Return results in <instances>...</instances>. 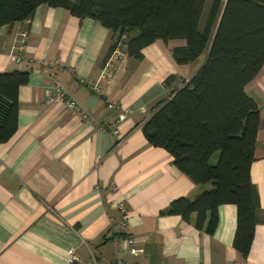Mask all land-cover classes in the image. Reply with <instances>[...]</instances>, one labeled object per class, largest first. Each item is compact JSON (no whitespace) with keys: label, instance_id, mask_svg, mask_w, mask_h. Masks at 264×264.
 Instances as JSON below:
<instances>
[{"label":"crops","instance_id":"0c3cea01","mask_svg":"<svg viewBox=\"0 0 264 264\" xmlns=\"http://www.w3.org/2000/svg\"><path fill=\"white\" fill-rule=\"evenodd\" d=\"M20 31L28 40L18 64L12 49ZM113 37L94 19L46 6L32 20L0 29V73L29 74L19 90L17 131L0 145V264H68L70 253L80 264H264V67L245 89L260 110L250 172L260 213L243 259L234 248L235 206L219 207L212 235L195 227V216L185 222L162 214L210 186H196L142 132L168 96L165 81H190L203 62L176 64L172 50L185 42L172 40L144 48L141 61L105 63ZM55 82L88 120L64 101H50ZM127 239L142 253L131 255Z\"/></svg>","mask_w":264,"mask_h":264},{"label":"trees","instance_id":"16d2710c","mask_svg":"<svg viewBox=\"0 0 264 264\" xmlns=\"http://www.w3.org/2000/svg\"><path fill=\"white\" fill-rule=\"evenodd\" d=\"M40 6L112 31L105 63L123 36L128 57L137 61L144 48L172 40L185 42L172 50L176 64L204 58L190 81H165L168 96L153 107L142 132L196 186H210L193 199L174 200L162 214L185 222L195 216V227L212 235L219 207L235 206L234 248L246 259L260 213L250 174L260 110L245 89L264 67V0H0V29L32 20ZM28 83V73H0V145L17 131L19 90Z\"/></svg>","mask_w":264,"mask_h":264},{"label":"built area","instance_id":"2783aa9c","mask_svg":"<svg viewBox=\"0 0 264 264\" xmlns=\"http://www.w3.org/2000/svg\"><path fill=\"white\" fill-rule=\"evenodd\" d=\"M27 40H28V32L20 31L18 34V39L16 41V44L12 49V59L14 60V62H16L18 64L22 61V58H23L22 56L26 50ZM127 58H128L127 37L123 36L122 38H120L119 42L117 43V46L115 47L111 56L109 57V61L125 60ZM41 65L44 66V65H46V63L44 62ZM48 66H51V64H49ZM106 70H107V68L105 69V71ZM104 74H105V72H104ZM104 74H102L103 77H105ZM50 101L51 102L64 101L69 110L75 112L76 114L82 115L84 119L88 120V117L86 115H84V113H83L82 109L79 107V105H77L74 101L66 99L65 92H64L63 88L57 82H55L54 92L52 93ZM107 108L109 110H117L118 106L114 103H108ZM125 119H126V114H124V113H122L118 116L117 125L114 129V134L118 140H122L123 134L121 132L120 124ZM120 212H121L122 216L124 217V220H126L128 213H127V210L124 208L123 205L120 207ZM122 228L123 229L125 228V223H122ZM125 244L127 247H129V249H130L129 252L131 255L136 256V255H139L142 253V251H139L135 248V242L133 240L127 239L125 241ZM68 264H80L79 257L74 253H70L68 256Z\"/></svg>","mask_w":264,"mask_h":264},{"label":"rangeland","instance_id":"374dc122","mask_svg":"<svg viewBox=\"0 0 264 264\" xmlns=\"http://www.w3.org/2000/svg\"><path fill=\"white\" fill-rule=\"evenodd\" d=\"M203 59H204V58H201V59L199 60V61H200V63H202V62H203Z\"/></svg>","mask_w":264,"mask_h":264}]
</instances>
